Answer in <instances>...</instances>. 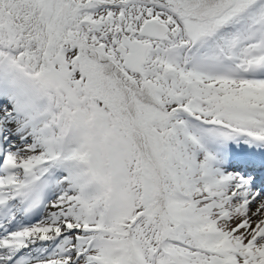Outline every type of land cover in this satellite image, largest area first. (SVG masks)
Instances as JSON below:
<instances>
[{
  "label": "snow or ice",
  "instance_id": "6c2138e0",
  "mask_svg": "<svg viewBox=\"0 0 264 264\" xmlns=\"http://www.w3.org/2000/svg\"><path fill=\"white\" fill-rule=\"evenodd\" d=\"M0 264H264V0H0Z\"/></svg>",
  "mask_w": 264,
  "mask_h": 264
}]
</instances>
